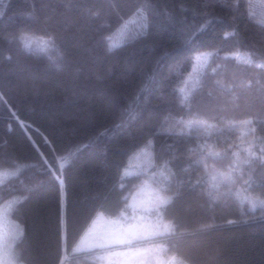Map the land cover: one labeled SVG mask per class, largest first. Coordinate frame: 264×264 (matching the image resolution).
<instances>
[{
  "label": "trees",
  "instance_id": "16d2710c",
  "mask_svg": "<svg viewBox=\"0 0 264 264\" xmlns=\"http://www.w3.org/2000/svg\"><path fill=\"white\" fill-rule=\"evenodd\" d=\"M253 4L0 0V206L18 199L15 263L94 264L73 248L98 213L125 211L143 178L121 172L151 142L144 179L171 226L152 239L162 255L264 264V6ZM138 12L144 30L111 48Z\"/></svg>",
  "mask_w": 264,
  "mask_h": 264
},
{
  "label": "rangeland",
  "instance_id": "374dc122",
  "mask_svg": "<svg viewBox=\"0 0 264 264\" xmlns=\"http://www.w3.org/2000/svg\"><path fill=\"white\" fill-rule=\"evenodd\" d=\"M253 2L254 7L262 13L264 0ZM144 28L145 17L138 12L124 22L120 30L112 36L110 47L119 46L126 37L141 32ZM39 48H44L43 42ZM229 56L239 61H247V56L238 52ZM209 57V52L195 55L191 72L180 88L183 95L194 87L197 74L204 68ZM154 169L153 144L148 142L127 159L121 172V180L143 178L137 188L127 196L125 211L115 218L98 213L74 246V254L80 257L89 256L94 264H187L178 257L165 258L160 246L152 241L153 238L164 237L171 232L170 224L164 222L159 214L160 207L166 202L165 198L150 181L144 179L150 178ZM6 176L0 173V184L8 178ZM17 201V198H12L0 206V264H17L14 262L12 246L20 228L10 221L11 210ZM69 260V256L65 254L61 264Z\"/></svg>",
  "mask_w": 264,
  "mask_h": 264
}]
</instances>
